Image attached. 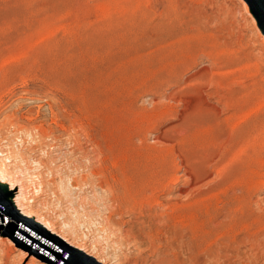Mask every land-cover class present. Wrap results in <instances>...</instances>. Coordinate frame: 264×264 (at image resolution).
Returning a JSON list of instances; mask_svg holds the SVG:
<instances>
[{"label":"rangeland","instance_id":"obj_1","mask_svg":"<svg viewBox=\"0 0 264 264\" xmlns=\"http://www.w3.org/2000/svg\"><path fill=\"white\" fill-rule=\"evenodd\" d=\"M259 29L245 0H0V158L27 164L32 208L72 224L87 247L96 241L106 264H192L181 244L170 246L168 226L187 232L212 215L194 264H264ZM197 108L221 123L181 126ZM250 129L247 154L219 171L220 151ZM4 190L0 264L28 261L6 254L9 241L42 262V249L57 245L50 264H74L68 257L80 254L35 231ZM223 240L235 252L207 258L204 248Z\"/></svg>","mask_w":264,"mask_h":264},{"label":"bare ground","instance_id":"obj_2","mask_svg":"<svg viewBox=\"0 0 264 264\" xmlns=\"http://www.w3.org/2000/svg\"><path fill=\"white\" fill-rule=\"evenodd\" d=\"M137 2V1H135ZM115 3V2H114ZM130 3V2H129ZM139 4V2H138ZM136 4V5H138ZM135 5V8L136 7H139ZM109 5L107 4V7ZM122 6V5H120ZM141 6V5H140ZM103 7V6H102ZM105 7V6H104ZM105 7V9L107 8ZM118 7V6H117ZM123 7V6H122ZM247 7V6H246ZM111 7H109L110 9ZM125 9V8H124ZM138 9V8H137ZM248 9V8H247ZM103 11H106L104 9H102ZM139 11H141V8L138 9ZM137 10V11H138ZM125 11V10H124ZM136 10L134 9V12ZM250 11V10H249ZM133 12V13H134ZM141 12H144V13H149V8H146L145 10H142ZM145 15V14H143ZM144 17V16H143ZM142 18V16H141ZM144 19V18H143ZM257 24H258V21H257ZM261 29V28H260ZM259 29V30H260ZM262 30V29H261ZM260 30V31H261ZM184 65H185V62H183ZM175 65V64H174ZM174 72V70L172 71V73ZM206 77V72L205 71H202L198 74L197 78L194 79V80H197L198 82H193L194 84L196 83H202L201 80H203L204 78ZM191 85V84H190ZM225 105V104H224ZM232 108H234L233 106H230ZM227 108V109H230ZM196 114H185L184 117H182L180 119V125L181 126H193V125H196L198 123H208V122H214L215 124H220L221 123V120L219 119V117L211 110H208V109H203V108H197L195 110ZM162 114V113H161ZM199 125V124H198ZM260 126V125H259ZM203 128V127H202ZM248 129V128H247ZM250 133H251V129L250 130H244V131H241V133L238 135V136H233V138H236L238 137L237 139V143L236 144H230L227 148L223 149L220 151V154H219V160H218V165L220 166V170L218 168L219 171H221L222 169V172H226L224 169L228 166V165H225L227 164L228 162H232L233 159L231 158H234L236 156H239L241 157L242 155L244 156L245 154H247V150H248V140L249 138H251L250 136ZM256 134V133H255ZM78 142V141H77ZM76 143V141H75ZM238 146V149L236 148V146ZM7 146V145H6ZM99 146V145H98ZM9 148V147H8ZM78 148V147H77ZM236 148V149H235ZM10 150V149H9ZM3 152V151H2ZM0 152V155L1 154H5L6 153H2ZM8 152V150H7ZM12 152V151H10ZM102 153V152H101ZM217 154V153H216ZM9 155V154H8ZM230 155V158L225 162V159L226 157ZM13 156V152H12V155L10 154V157ZM14 159H15V156H13ZM11 157V158H13ZM113 157V156H112ZM206 157V156H205ZM208 157V156H207ZM98 158V157H97ZM247 158V157H246ZM250 158V157H249ZM13 159V160H14ZM19 159V158H18ZM95 159V158H94ZM10 160V159H9ZM12 160V159H11ZM242 160H244V158H242ZM8 159L7 157H2L0 158V186H2L3 188L6 187V190L4 191H7L9 193H11V195H9L8 197V202L10 203V205H12L14 208H17V205L19 206L18 209H22L24 213V217L26 219H28L27 222L31 223L33 228L35 229V231L37 232H42V234L44 233V236H48L51 238L54 239V241H58L60 244L62 242V246L65 248V250L67 251H70V253L72 254H76L78 255L80 253V250L84 251L87 255H90L92 256L94 259H96L97 261H99L101 264H106L102 261V258L101 260H99V256H98V253L96 250V248L98 249V246H96V241L91 242L89 247H87L86 245V242L85 241H82V238H79V239H74L70 236L69 232L71 231L72 229V224H67V222L63 221L62 223L59 224V226H56L54 225L55 223L51 220H49V218L46 217V215H44L43 213H41L39 211V208L38 209H34L32 208V202L34 201V195H33V192L34 190L30 187L29 188V185L27 184V178H26V173L28 175V170L29 169V166L27 164L24 163L23 166H16V164H9L8 162ZM246 161V160H245ZM15 162V160H14ZM17 162V160H16ZM20 162V161H19ZM18 162V163H19ZM103 162V161H102ZM21 163H23L21 161ZM114 163V162H113ZM122 163V162H121ZM234 163V162H233ZM118 164V163H117ZM21 165V164H20ZM231 165V164H230ZM235 165V164H234ZM99 166V165H98ZM233 166V165H232ZM228 168H232V167H228ZM238 167H236L237 169ZM35 169V167H34ZM122 169V168H121ZM32 170V169H31ZM37 170V169H36ZM102 170V169H101ZM100 170V171H101ZM218 170H216L217 172H219ZM230 170V169H229ZM228 170V171H229ZM33 171V170H32ZM35 172V171H33ZM139 172V171H137ZM37 173V172H36ZM49 173V172H48ZM95 173V172H93ZM102 173V172H101ZM140 173V172H139ZM235 173V172H234ZM31 174V172H30ZM35 174V173H34ZM39 174V173H38ZM126 174V173H125ZM163 174V173H162ZM227 174V173H226ZM33 175V173H32ZM42 175V174H41ZM55 175V174H54ZM92 175V174H91ZM99 175V174H98ZM138 175V174H137ZM223 175V173H222ZM234 175V174H233ZM30 176V175H29ZM104 176V175H103ZM142 176V175H141ZM32 177V176H31ZM36 177V176H34ZM39 177V176H38ZM42 177V176H41ZM116 177V176H115ZM139 177V176H138ZM30 178V177H29ZM40 178V177H39ZM38 178V179H39ZM34 179V178H33ZM164 179V178H162ZM29 180V179H28ZM139 180V179H138ZM32 182V180H30ZM29 181V182H30ZM36 181V180H35ZM34 181V182H35ZM54 181V180H53ZM38 182V181H37ZM48 182V181H47ZM39 183V182H38ZM56 183V182H55ZM105 183V182H104ZM147 183V182H145ZM30 184V183H29ZM33 184H36L39 188H40V184H37V183H33ZM43 184V183H42ZM36 185L33 187L35 189L36 192H38L37 188H36ZM78 185V183H77ZM149 185V184H147ZM31 186V185H30ZM44 187V186H43ZM110 187V186H107V188ZM130 188V187H129ZM43 189V188H42ZM131 189V195L134 197L135 196V190L137 189ZM141 188H139L140 190ZM109 190V189H108ZM107 190V191H108ZM43 192V190H41ZM46 191V190H45ZM103 191H104V188H103ZM106 191V190H105ZM111 192V190L109 191ZM40 193V192H39ZM107 193V192H106ZM139 193V191H138ZM141 193V192H140ZM41 194V193H40ZM38 195V194H36ZM107 195V194H106ZM109 195V194H108ZM112 195V194H111ZM110 195V196H111ZM114 195V194H113ZM126 195V194H125ZM139 195V194H138ZM2 195H0V199H1V202L2 204H5V200H3L1 198ZM109 196V197H110ZM37 197V196H36ZM108 199V198H107ZM125 200V199H124ZM196 200V199H195ZM200 201V200H199ZM16 202H17V205H16ZM36 202V201H35ZM41 204V203H40ZM116 204V203H114ZM193 204V203H192ZM195 204V203H194ZM193 204V205H194ZM199 203H197L198 205ZM191 205V204H190ZM34 206V205H33ZM42 206V205H40ZM186 206V205H185ZM171 207V206H170ZM196 207V206H194ZM193 207V208H194ZM198 207V206H197ZM196 207V208H197ZM37 208V207H36ZM41 208V207H40ZM112 208V207H111ZM176 208V207H174ZM200 208V207H198ZM42 209V208H41ZM170 209V208H169ZM109 210V209H108ZM173 208L171 207L170 209V212L172 213ZM195 210V209H193ZM198 210V209H197ZM208 210V209H207ZM230 210V209H229ZM42 211V210H41ZM211 211V210H210ZM213 213H214V210H212ZM211 211V212H212ZM175 212V211H174ZM179 212V211H178ZM190 212V211H189ZM216 212V211H215ZM218 212V211H217ZM216 212V213H217ZM228 212V211H227ZM157 213V212H156ZM155 213V217H157L156 219L158 220V222H160L162 219H160V217H163L161 215V213ZM163 213V212H162ZM192 213H195L192 211ZM207 213V212H206ZM209 213V212H208ZM207 213V214H208ZM173 214V213H172ZM171 214V216H172ZM177 214V213H176ZM182 214V213H181ZM175 215V214H173ZM191 215V214H189ZM194 214H192V216H188L189 218L190 217H193ZM196 215V214H195ZM194 215V216H195ZM209 215V214H208ZM212 215V214H211ZM110 216V215H109ZM165 217V216H164ZM181 217V216H180ZM188 217H186L188 219ZM36 218V219H35ZM171 218V217H170ZM194 218V217H193ZM195 218L197 219V216H195ZM199 218V217H198ZM209 218V217H208ZM183 219V218H182ZM196 219H193L192 222H198V220ZM200 219V218H199ZM215 219V215L211 216L210 217V221H208L207 224L204 225V223H202V226L201 225V221L199 223H196V224H192V225H189V230H187V232L184 231V229H181L180 227L177 228V225L176 223L172 224V226H168L169 229L168 231H166L167 233V237L169 238V243L171 244L170 246L172 245H177V246H180L181 244V247H183L182 249H186V251H184L185 253L187 252V258H189L188 260H190L192 262V264H194L195 261H197V256L199 257L200 252H198L199 250H202L203 248V244L202 243L204 240H206V238L203 236V233H202V228H204L205 226L206 227H212V225L216 222L213 223ZM184 220V219H183ZM196 220V221H194ZM176 221V220H175ZM180 221V219H179ZM191 222V223H192ZM203 222V221H202ZM168 223V221L166 222ZM183 224V223H182ZM187 224V223H186ZM169 225V224H168ZM186 228V226H185ZM25 229H27V227H25ZM187 229H188V226H187ZM210 229V228H209ZM206 230V229H205ZM27 231H29V233H33V231H31V229H27ZM200 233L202 235H200ZM46 234V235H45ZM210 234V232H209ZM50 235V236H49ZM33 237H39V235H37V233H33ZM166 237V236H165ZM210 237V236H209ZM25 239V237H23ZM27 238V237H26ZM41 237H39L40 239ZM28 240V241H27ZM30 240V241H29ZM35 241V239H31V238H27L25 239V241H27V243H31V241ZM7 241V240H6ZM41 241H45V239H41ZM229 241V240H228ZM234 241V240H233ZM36 242V241H35ZM50 241H47V243H49ZM206 242V241H205ZM40 243V242H39ZM167 243V242H166ZM217 243V242H216ZM8 245H6V254L8 256H10L11 253H13V255H15V258H17V260H21V259H24V260H28L26 264H50V260L53 259L52 255H49L50 252L51 253H55V251L53 249H57V245H51V243H49V245H51V247H53V249L49 252V251H46L45 249H42V252L44 255H46V257L48 256V259L45 258L44 256V259H46L44 262L40 261L39 259L42 258L41 256L39 257V255H37L36 253H34L33 251L32 252H26L23 247L19 246V244H13V243H10V241L7 243ZM89 244V243H88ZM168 244V243H167ZM239 244V243H238ZM31 245H35L34 243H32ZM30 245V247H31ZM40 245V244H39ZM43 245V243L41 244ZM49 245H47L45 243V246L48 247ZM240 245V244H239ZM175 246V247H177ZM237 246V245H236ZM236 246H233L230 242H226L225 240L221 241L219 244H216V246H212V245H207L206 249L205 250V256L211 260H213V258L215 259L216 257L219 258V256H221L222 254H227V253H231L232 251H234L235 247ZM37 247V245H36ZM50 249V247H48ZM169 248V247H168ZM170 248H173V247H170ZM178 249H181V248H178ZM181 249V250H182ZM100 250V249H99ZM174 250V249H173ZM58 251V250H57ZM95 251V252H93ZM196 251L198 253H196ZM238 251V250H237ZM236 251V252H237ZM79 252V253H78ZM235 252V251H234ZM233 252V253H234ZM184 253V254H185ZM203 253V252H201ZM84 254V253H83ZM85 254V255H86ZM198 254V255H197ZM73 256V255H71ZM204 256V257H205ZM222 257V256H221ZM224 257V256H223ZM43 259V258H42ZM224 259V258H223ZM186 260V259H185ZM0 263H1V258H0Z\"/></svg>","mask_w":264,"mask_h":264},{"label":"water","instance_id":"obj_3","mask_svg":"<svg viewBox=\"0 0 264 264\" xmlns=\"http://www.w3.org/2000/svg\"><path fill=\"white\" fill-rule=\"evenodd\" d=\"M245 1L249 4V7L256 16L259 27L264 32V0H245ZM13 230L14 228L11 229V232ZM79 254H80V256L78 255L79 257L70 255L67 260L72 261L74 264H101L99 261H97L90 255H85L82 252Z\"/></svg>","mask_w":264,"mask_h":264}]
</instances>
